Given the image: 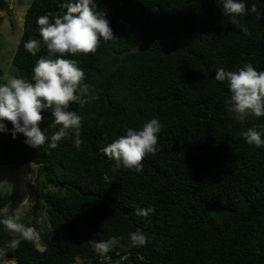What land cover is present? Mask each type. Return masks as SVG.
Wrapping results in <instances>:
<instances>
[{"label":"trees","instance_id":"16d2710c","mask_svg":"<svg viewBox=\"0 0 264 264\" xmlns=\"http://www.w3.org/2000/svg\"><path fill=\"white\" fill-rule=\"evenodd\" d=\"M62 2L31 0L12 58L16 77L31 79L36 60L47 55L43 43L35 56L23 45L40 39L36 19L62 14ZM95 2L117 39L66 57L79 62L96 97L70 107L84 118L80 149L74 138L49 147L59 126L49 127L47 110L39 128L48 140L38 149L20 133L13 139L10 122L0 133V166H38L49 225L40 250L37 238L5 247L13 234L0 224V257L15 264H264V147L240 135L252 127L264 132V117L235 120L225 106L228 82L214 79L216 69L246 62L264 71V17H239L249 29L244 35L216 0ZM245 3L264 10V0ZM152 118L162 126L156 154L145 156L141 173L112 171L101 148ZM138 208L155 212L138 216ZM22 223L37 231L33 220ZM137 228L148 241L132 248L128 233ZM109 237L118 243L100 255L90 241Z\"/></svg>","mask_w":264,"mask_h":264},{"label":"clouds","instance_id":"9594fccd","mask_svg":"<svg viewBox=\"0 0 264 264\" xmlns=\"http://www.w3.org/2000/svg\"><path fill=\"white\" fill-rule=\"evenodd\" d=\"M216 2L223 14L231 17L230 23L244 35L250 34L249 29L241 24L239 17L248 14H254L258 20L264 17V10L256 4L249 8L245 0ZM59 7L64 9L62 14L47 13L36 19L40 39H29L23 45L33 56L40 52L42 43L47 49V55L36 60L31 79L12 77L0 84V133L9 132L5 122H10L12 138L15 139L20 133L25 137L23 142L34 149L40 148L48 140L45 132L39 128L44 120L42 112L46 110L50 111L52 117L49 127L59 126L51 135L49 147L55 149L60 141L74 138V146L80 149L84 118L70 107L73 103L83 106L96 97L94 86L85 82V73L79 62L66 57L95 53L101 40L117 39L106 14L97 10L95 0H63ZM214 79L228 82L231 95L225 101V106L235 120L243 122L249 116L264 117V71H257L250 62H246L235 71H226L223 67L216 69ZM99 123L102 125L103 121ZM161 127L159 120L152 118L139 130L127 128L124 135L101 148L100 151L114 162L111 170L123 167L141 173L145 156L155 155L158 151ZM240 135L247 144L264 147V132L255 127L241 131ZM104 179H109L107 173ZM154 212V208L135 210L136 215L143 217ZM0 224L13 234L5 246L8 248L15 249L21 241H32L39 236L36 229L22 223L18 215L10 214L0 219ZM128 241L129 247H143L147 244L148 236L137 228L128 233ZM90 243L100 255H107L117 245L118 238L109 237ZM0 254H3L2 249Z\"/></svg>","mask_w":264,"mask_h":264},{"label":"rangeland","instance_id":"374dc122","mask_svg":"<svg viewBox=\"0 0 264 264\" xmlns=\"http://www.w3.org/2000/svg\"><path fill=\"white\" fill-rule=\"evenodd\" d=\"M30 3L31 0H0V69L3 72L0 84L16 77L12 58L22 33L24 14ZM38 174V166L34 164L0 166V214L5 217L18 215L21 222L33 220L39 233L36 245L41 250L39 239L44 230L49 232V225L37 195ZM0 264L15 263L0 257Z\"/></svg>","mask_w":264,"mask_h":264}]
</instances>
